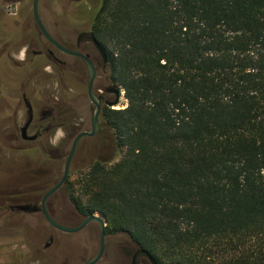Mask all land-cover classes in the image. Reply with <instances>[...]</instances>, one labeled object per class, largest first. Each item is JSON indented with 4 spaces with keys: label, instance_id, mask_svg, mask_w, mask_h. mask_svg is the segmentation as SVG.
Instances as JSON below:
<instances>
[{
    "label": "trees",
    "instance_id": "trees-1",
    "mask_svg": "<svg viewBox=\"0 0 264 264\" xmlns=\"http://www.w3.org/2000/svg\"><path fill=\"white\" fill-rule=\"evenodd\" d=\"M87 9V8H86ZM120 160L70 196L161 264H264V0H101Z\"/></svg>",
    "mask_w": 264,
    "mask_h": 264
},
{
    "label": "flooded vegetation",
    "instance_id": "flooded-vegetation-1",
    "mask_svg": "<svg viewBox=\"0 0 264 264\" xmlns=\"http://www.w3.org/2000/svg\"><path fill=\"white\" fill-rule=\"evenodd\" d=\"M87 1L88 0H40L38 14L47 32L59 45L70 52L80 53L86 57H89V59L95 65L97 78L93 88L95 95L101 104V111L98 120L99 133L103 129H110L103 120V113L107 109L112 108L110 104L117 100L120 102L121 96L120 88L114 85L111 78V69L108 56L102 47L100 49L93 42L87 40L89 36H93L91 29L88 32H82L79 34V36L75 37L72 42H62L57 37L52 35L50 29L45 23L44 14L42 12L43 8H45L49 14L55 13L56 10H54L52 5L54 3H64V5L73 9L77 7L79 11L81 9H86ZM16 3H19V8L16 13L12 14L6 11V9L11 8ZM21 18L30 19L34 25L36 36L44 39L48 45L38 43L39 47L42 45L41 48L38 47L40 50L31 51V49L34 48L32 43L28 42V44H23L24 39L28 40V37L26 36L27 23L21 21L19 22V19ZM18 24L23 25L22 28L24 29L25 37L19 41H17V35L16 32H14ZM28 31L30 34L29 27ZM29 38L30 40L32 39V41H35L33 36H29ZM23 51H25V57L21 59L20 56L23 54ZM43 57L48 58L50 65L53 64L60 66L65 74L69 73L68 77H71L73 80H75L77 85L80 86V88H82L84 91L82 94L79 92L81 89H78L77 93H72L71 90L64 91L62 100H58V107L60 109L58 119H56V114L54 111H42L39 112L36 117L33 104L28 98L27 93L24 91H19L16 93L15 91V94L12 95L2 84V78L0 75V131H2V134L4 133L3 135H5L6 141L15 142L19 139V137L25 142L40 141L44 138V132L48 129V127L55 124L57 120L61 122V127L67 126V128L72 131L86 129L90 131L92 129V116L95 106L91 102L88 94L89 72L84 60L78 56L70 55L61 51L45 38L38 26L35 17L34 0H31L29 3H27L25 0H0V68L6 67L17 70V65H28L29 59L32 58V60H30L32 63L33 60L39 61L40 58ZM27 68L29 71H31V66L28 65ZM83 95H86L93 106L92 115L90 121L88 122L85 118L81 117V115L85 113V110H83L81 105ZM15 99H17L19 103L18 105L13 103L15 104L14 111L9 117L3 116V110L6 108V106L11 105V102L15 101ZM23 104L26 108L27 120L23 127L19 128L18 106ZM29 107L31 108V114ZM30 115L32 117V122L28 127L27 136L36 137V139L33 141L25 140L22 133V129L28 123ZM7 118H10L14 124L10 130L8 128H4L5 123L8 121ZM31 130H36V133L33 136L29 135ZM80 133L74 137V140ZM98 133L94 137H96ZM94 137H84L80 140L79 145L81 142L90 140ZM2 139L3 137L1 140ZM110 145L111 147L114 146L112 152L110 153L111 160L115 158L117 153L114 137L112 139V144ZM110 145L106 144L104 148H107ZM59 181L50 188L38 189V192L36 193H33V191L29 192L31 191V188L27 189L26 192L0 193V204L4 205L2 206V210L10 217L7 218V220L10 221L12 217L22 215L26 218L33 219L35 222L34 226L27 227H32L35 230L41 229L43 231L42 236L38 239H47L44 247H40V250L44 251L45 253L49 252V256H46L48 260L47 263L91 264V262L100 252L102 237H104V254L101 260L94 264H161L151 254L134 243L128 236L121 233L113 235L109 234V226L106 221L104 229L99 221L92 220L79 231L73 233L64 232L52 224L47 218L46 214L51 218V220H53V222H55V224L67 229H77L81 227L89 218H101L98 216L97 212H89L88 214H83L81 212L80 206H78L76 201H73L70 196L69 191L71 189L68 186L69 177L67 178L65 184L47 199L46 207L44 209L43 200L45 195L54 186H56ZM66 238L68 240H74L68 249H65V246L62 244ZM65 253L67 254L65 255Z\"/></svg>",
    "mask_w": 264,
    "mask_h": 264
},
{
    "label": "rangeland",
    "instance_id": "rangeland-1",
    "mask_svg": "<svg viewBox=\"0 0 264 264\" xmlns=\"http://www.w3.org/2000/svg\"><path fill=\"white\" fill-rule=\"evenodd\" d=\"M25 1L27 3L31 2V0ZM100 1L88 0L87 9L79 11L77 7L73 9L64 5V3H54L52 5L54 10H56L55 13L49 14L45 8L42 10L45 23L53 36L64 43L72 42L82 32L90 30L88 28L89 14L98 10ZM18 8L19 3H16L11 8L6 9V11L14 14ZM20 21L27 23L26 36L28 40L24 39L23 44L32 43L34 48L31 51L40 50L39 48L42 45L39 47L38 43L48 45L44 39L36 36L34 25L30 19L21 18L19 19ZM22 27V24H18L14 30L17 35V41L25 38ZM28 27L30 28V34ZM29 36H33L35 41L30 40ZM24 57L25 51H23L20 58L23 59ZM30 60L32 58L28 62V65L31 66V71L28 70L27 64L17 65V70L1 67L2 84L12 95L15 94V91L16 93L19 91L26 92L33 104L36 117L39 112L54 111L56 119H58L60 110L58 100H62L64 91L71 90L72 93H77L78 89H81L79 92L82 94L84 90L77 85L75 80L68 77L69 73L65 74L60 66L50 65L47 57L40 58L39 61L33 60L32 63ZM120 90L122 91L120 102L111 108L114 111L124 110L128 106L125 91L123 88H120ZM15 101H12L11 105L6 106L3 110V116L9 117L11 115L15 104L18 105L19 103L17 99ZM81 105L83 110H85L81 117L88 122L92 115L93 106L86 95H83ZM18 110L19 128H22L27 120L24 104L18 106ZM7 119L8 121L5 123L4 128L10 130L14 124L10 118ZM60 124L61 122L57 120L55 124L48 127L44 132V138L37 142H25L20 137L15 142H9L5 140L4 133L2 134V131H0V193L26 192L29 188H31L29 192L33 191V193H36L38 189L50 188L60 180L64 173L65 163L74 137L80 132L88 131V129L72 131L67 126L61 127ZM35 133L36 130H31L29 135L33 136ZM2 137L3 139L1 140ZM113 137L110 129H103L96 137L81 142L72 162L69 187L71 184H78L82 180L79 172L88 169L95 162L114 164L120 160L118 151L115 158L110 160V153L114 148V146L111 147L110 145ZM106 144L110 146L104 148ZM2 206L4 205L0 204V264H49L46 257L49 256V252L45 253L40 250V247H44L47 242L46 238L38 239L42 236L43 231L27 227L34 226L35 222L33 219L22 215L12 217L10 221L7 220L10 217L2 210ZM98 216L108 223L107 218L102 213L98 212ZM73 241L66 238L62 244L65 249H68Z\"/></svg>",
    "mask_w": 264,
    "mask_h": 264
},
{
    "label": "water",
    "instance_id": "water-1",
    "mask_svg": "<svg viewBox=\"0 0 264 264\" xmlns=\"http://www.w3.org/2000/svg\"><path fill=\"white\" fill-rule=\"evenodd\" d=\"M39 1L40 0H34V13H35V17L38 23L39 28L41 29L42 34L45 36V38L51 43L53 44L55 47H57L58 49H60L61 51L70 54V55H74V56H78L80 58H82L88 68V72H89V88H88V94H89V98L91 100V102L94 104L95 109L93 111V116H92V129L88 132H82L80 133L75 140L73 141V144L71 146L70 152L68 154L66 163H65V167H64V173L63 176L61 178V180L59 181V183L54 186L44 197L43 200V208L45 209L46 207V202L47 199L53 195L55 192H57L66 182L67 178L69 177L70 174V170H71V166H72V162L74 159V156L77 152L78 146H79V142L81 139H83L84 137H94L99 130V115H100V111H101V104L99 102V99L97 98V96L95 95L94 92V83L95 80L97 78V71H96V67L93 64V62L89 59V57H86L80 53H73L70 52L68 50H66L65 48H63L61 45H59L54 38L47 32V30L45 29L39 14H38V8H39ZM88 41L93 42L98 48L101 49L100 44L97 42V40L93 37V36H89L87 38ZM119 100L115 101L114 103L110 104L111 107L118 105ZM30 110V114H31V108L29 107ZM32 122V117L30 115L28 123L26 124V126L22 129V133H23V137L25 140L27 141H33L36 139V137H28L27 136V130L29 125ZM47 218L51 221L52 224H54L56 227H58L60 230L67 232V233H73V232H77L79 231L81 228H83L85 225H87L90 221L92 220H97L101 223L103 229L105 226V221L102 218H89L81 227L77 228V229H67L61 226H58L57 224H55V222H53V220H51V218L46 214ZM105 251V243H104V237H102V242H101V248H100V252L99 254L96 256V258L91 262V264L97 263L101 260L103 254Z\"/></svg>",
    "mask_w": 264,
    "mask_h": 264
},
{
    "label": "built area",
    "instance_id": "built-area-1",
    "mask_svg": "<svg viewBox=\"0 0 264 264\" xmlns=\"http://www.w3.org/2000/svg\"><path fill=\"white\" fill-rule=\"evenodd\" d=\"M121 93H122V91H121Z\"/></svg>",
    "mask_w": 264,
    "mask_h": 264
}]
</instances>
